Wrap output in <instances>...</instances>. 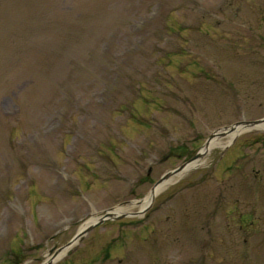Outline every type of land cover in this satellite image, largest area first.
<instances>
[{
    "label": "rangeland",
    "instance_id": "374dc122",
    "mask_svg": "<svg viewBox=\"0 0 264 264\" xmlns=\"http://www.w3.org/2000/svg\"><path fill=\"white\" fill-rule=\"evenodd\" d=\"M262 119L264 0H0V264H264L262 130L131 215Z\"/></svg>",
    "mask_w": 264,
    "mask_h": 264
},
{
    "label": "water",
    "instance_id": "95a60500",
    "mask_svg": "<svg viewBox=\"0 0 264 264\" xmlns=\"http://www.w3.org/2000/svg\"><path fill=\"white\" fill-rule=\"evenodd\" d=\"M253 130H264V119L259 120V121H243L240 123H237L229 128L220 130L219 132L215 133L213 136L210 137L208 140L206 146H205V153H199L196 157L185 163L183 166L180 168L169 172L166 174L153 188L151 191V200L149 206H151L156 198V190L161 188V190L169 183L171 182L174 178L187 173L194 169L197 164L201 161V159L204 158L205 154L209 152V149L211 145L213 144V138L215 136L221 137L225 136L226 134L234 133L235 135L244 133V132H249ZM147 210L144 209L143 211ZM127 217L126 215H121V213H111L107 212L106 215L97 221H92L90 222L80 233L75 237V239L68 244L66 247L59 249L56 251L53 256L49 259V261L46 264H53V262L60 256L62 255L65 251H67L70 247H72L78 240L82 239L86 234H88L95 226L103 224L107 220H119L122 218Z\"/></svg>",
    "mask_w": 264,
    "mask_h": 264
},
{
    "label": "bare ground",
    "instance_id": "6f19581e",
    "mask_svg": "<svg viewBox=\"0 0 264 264\" xmlns=\"http://www.w3.org/2000/svg\"><path fill=\"white\" fill-rule=\"evenodd\" d=\"M216 140L214 141V143L212 144V146L210 147V150H212L213 149V147L216 145ZM197 165H201V163H198ZM164 189V188H163ZM163 189L161 190V188H159V189H157L156 190V196L159 194L160 195V193H162V191H163ZM150 200H151V198L150 197H148L147 199H145L143 202H142V206H141V208L142 209H145V208H147L148 206H149V204H150ZM114 212V211H113ZM115 212H119V209H117V210H115Z\"/></svg>",
    "mask_w": 264,
    "mask_h": 264
}]
</instances>
